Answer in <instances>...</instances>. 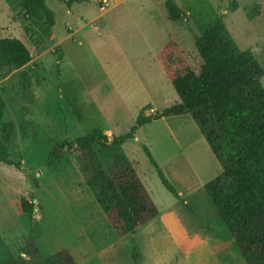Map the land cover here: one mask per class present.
Instances as JSON below:
<instances>
[{"label": "rangeland", "instance_id": "374dc122", "mask_svg": "<svg viewBox=\"0 0 264 264\" xmlns=\"http://www.w3.org/2000/svg\"><path fill=\"white\" fill-rule=\"evenodd\" d=\"M23 1L0 0V36L19 38L31 56L21 68L0 69L2 123L14 126L7 147L18 163L0 164V264H45L63 249L77 264H245L203 188L221 167L190 115L155 119L119 146L95 145L105 169L121 158L135 168L158 210L123 238L106 223L77 148L51 166L45 159L62 140L99 129L111 141L141 109L178 102L171 79L186 69L199 73L195 39L216 17L239 50L264 66V0H174L184 12L178 20L168 16L166 0H43L52 26L27 17ZM260 83L264 89V75ZM71 91L78 117L65 99ZM22 199L35 200L31 213ZM32 219L39 229L34 256L25 251Z\"/></svg>", "mask_w": 264, "mask_h": 264}, {"label": "trees", "instance_id": "16d2710c", "mask_svg": "<svg viewBox=\"0 0 264 264\" xmlns=\"http://www.w3.org/2000/svg\"><path fill=\"white\" fill-rule=\"evenodd\" d=\"M22 7L27 17L48 26L54 24L53 12L43 0H24ZM165 7L173 20L184 15L174 0H166ZM195 45L203 60L199 73L186 69L171 79L178 102L154 113L141 109L130 129L113 135L111 141L99 129L71 141L62 140L49 152L45 164L53 165L76 147L85 181L97 191L106 223L117 238L132 235L154 219L158 210L135 168L121 158L111 169H105L95 145L119 146L155 119L188 114L221 167L220 173L203 185L216 214L245 264H264V89L260 83L264 66L250 51L239 50L219 17L202 28ZM30 59L28 48L19 38L0 36V69L21 68ZM20 75L24 88L29 89L28 75L24 71ZM65 99L78 117L75 91L66 94ZM4 109L0 91V164L18 167L9 156L7 143L15 131L12 123H2ZM144 151L157 168L149 151ZM157 174L163 186L177 197L173 185L158 168ZM21 208L31 213L34 204L22 199ZM38 236V224L32 219L25 241V251L30 256L37 254ZM44 263L77 264L66 249L49 256Z\"/></svg>", "mask_w": 264, "mask_h": 264}, {"label": "water", "instance_id": "95a60500", "mask_svg": "<svg viewBox=\"0 0 264 264\" xmlns=\"http://www.w3.org/2000/svg\"><path fill=\"white\" fill-rule=\"evenodd\" d=\"M33 202H35V200Z\"/></svg>", "mask_w": 264, "mask_h": 264}]
</instances>
